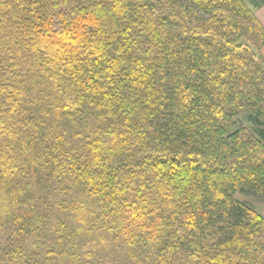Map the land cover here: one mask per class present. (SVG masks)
I'll return each instance as SVG.
<instances>
[{
  "label": "trees",
  "instance_id": "1",
  "mask_svg": "<svg viewBox=\"0 0 264 264\" xmlns=\"http://www.w3.org/2000/svg\"><path fill=\"white\" fill-rule=\"evenodd\" d=\"M262 4L0 0V264H264Z\"/></svg>",
  "mask_w": 264,
  "mask_h": 264
},
{
  "label": "rangeland",
  "instance_id": "2",
  "mask_svg": "<svg viewBox=\"0 0 264 264\" xmlns=\"http://www.w3.org/2000/svg\"><path fill=\"white\" fill-rule=\"evenodd\" d=\"M238 121L241 124L244 125H250L247 123L246 119L243 116L238 117ZM76 128L73 126L71 127V131H75ZM71 143L77 142L79 139L75 137L69 138ZM235 197L247 203L251 208H253L256 212L264 216V195H261L259 193H251V192H245V191H237L235 193Z\"/></svg>",
  "mask_w": 264,
  "mask_h": 264
},
{
  "label": "crops",
  "instance_id": "3",
  "mask_svg": "<svg viewBox=\"0 0 264 264\" xmlns=\"http://www.w3.org/2000/svg\"><path fill=\"white\" fill-rule=\"evenodd\" d=\"M254 15L259 21L263 31H264V4L253 9Z\"/></svg>",
  "mask_w": 264,
  "mask_h": 264
}]
</instances>
